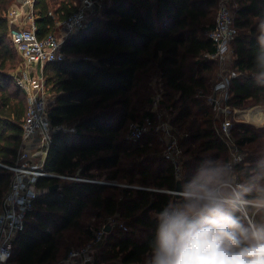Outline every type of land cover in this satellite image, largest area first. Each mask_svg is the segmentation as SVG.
<instances>
[{"label": "trees", "instance_id": "16d2710c", "mask_svg": "<svg viewBox=\"0 0 264 264\" xmlns=\"http://www.w3.org/2000/svg\"><path fill=\"white\" fill-rule=\"evenodd\" d=\"M98 1V0H93ZM221 0H112L101 15L64 45L67 60L44 69L48 112L56 129L42 177L41 194L17 238L8 264H59L89 244L112 218L114 226L97 262L142 264L156 231L155 214L176 196L174 168L156 135L126 138L130 124L156 119L150 111L158 80L170 123L184 153L182 183L207 158L228 159L208 98L217 79L209 32ZM15 0H0V164L14 166L23 147L29 97L14 77L21 60L9 12ZM237 36L229 105L264 107V86L254 78L258 22L264 0H232ZM79 0H36L37 36L56 33L58 23L79 10ZM206 105V106H205ZM235 143L246 163L264 154V127L235 122ZM12 172L0 166V211ZM59 185V188L51 190Z\"/></svg>", "mask_w": 264, "mask_h": 264}, {"label": "built area", "instance_id": "2783aa9c", "mask_svg": "<svg viewBox=\"0 0 264 264\" xmlns=\"http://www.w3.org/2000/svg\"><path fill=\"white\" fill-rule=\"evenodd\" d=\"M91 2L90 5L79 8L65 21L57 24L64 35L63 38L51 34L44 39H39L35 18L36 0H19L10 9V25L17 28L12 33V42L23 59L24 66L29 68L27 69L28 74L25 73L19 77L13 75L19 87L28 95L29 101L23 123V147L16 164L14 166L0 164L12 172L10 189L2 202L0 211V264L9 263L15 242L25 230L27 218L35 209V202L41 194L37 186L38 180L42 177L56 176L46 173L43 168L47 151L56 131L49 118L44 69L48 64L63 63L67 60L63 51L65 42L88 27L93 9L96 12L95 15H101L104 9L103 1L91 0ZM234 7L236 6L232 4V0L220 1L215 26L208 34L214 44L215 52L208 54L207 57L217 63L218 75L207 102L214 114L217 132L229 146V158H241L238 167L243 163L244 155L236 145L232 133L233 124L236 122L233 117L236 108L229 105L232 97L231 80L242 75L231 67L235 58L232 44L238 33L234 23ZM21 21L23 22L19 24ZM34 71L38 73L37 81H34L31 76ZM128 130L126 137L132 142H139L147 135H156L161 143L164 156L173 165L175 179L182 180L184 153L169 119L163 120L161 116L156 119L147 118L142 123L130 124ZM32 145H37L39 148L33 151ZM37 159H40V162H35ZM29 161L34 163L28 164ZM56 177L70 181H87L78 177ZM169 193L175 196V191ZM108 226L111 229L119 226L124 231L128 230L120 219L112 218L95 234L89 244L73 249L59 264H108L97 262L100 246L105 245L108 238Z\"/></svg>", "mask_w": 264, "mask_h": 264}, {"label": "clouds", "instance_id": "9594fccd", "mask_svg": "<svg viewBox=\"0 0 264 264\" xmlns=\"http://www.w3.org/2000/svg\"><path fill=\"white\" fill-rule=\"evenodd\" d=\"M254 78L264 86V20L258 22ZM204 159L155 214L145 264H264V154Z\"/></svg>", "mask_w": 264, "mask_h": 264}, {"label": "rangeland", "instance_id": "374dc122", "mask_svg": "<svg viewBox=\"0 0 264 264\" xmlns=\"http://www.w3.org/2000/svg\"><path fill=\"white\" fill-rule=\"evenodd\" d=\"M103 1V3H104V8H105V5L107 4V2H109V1H112V0H102ZM19 2V0H15V3L17 4ZM92 2H91V0H79V4H80V8L81 7H84V6H86V5H90ZM110 3V2H109ZM95 13L96 12H94V9H93V12H92V16L90 17L91 18V20L93 19V17H97L98 15H95ZM216 18H217V14H216V16H215V21L214 22H216ZM25 20H27V18H24ZM28 21V20H27ZM23 21H21V22H19V24L20 23H22ZM215 24V23H214ZM58 38H63V33L61 32V29L59 28V30L57 29L56 30V33H54ZM18 55H19V58H20V60L22 61L21 62V65H20V68H23L24 67V61H23V59L21 58V56H20V54L18 53ZM19 68V69H20ZM19 71V70H18ZM218 74V73H217ZM158 80L156 79V80H154L153 82H152V85H153V88L155 87V96H154V98H153V104H152V107L150 108V111L153 113V114H155V116H156V118L158 117V116H161V118L163 119V120H168V119H170V116H169V110H168V108L166 107V105L164 104V103H166L164 100H165V97H163V92L161 91V87H160V84L157 82ZM206 106V105H205ZM249 108V107H248ZM248 108H245L246 110H248ZM245 109H243V110H245ZM239 113L240 112H234V115H233V117H234V119L236 120V122H243V123H247V122H244V121H238L237 120V115H239ZM214 114H212L211 113V116H213ZM213 118L215 119V117L213 116ZM260 118H261V120H262V118H263V115H262V117L260 116L258 119L260 120ZM254 119H256V118H254ZM234 120V121H235ZM234 123V122H233ZM250 124V123H249ZM234 125V124H233ZM253 125V124H252ZM257 127V126H256ZM129 129V128H128ZM128 131L129 130H127V134H128ZM127 134H126V136H127ZM127 138V137H126ZM36 162H40V159H37L36 160ZM66 181H70V180H66ZM108 264H121V262L120 261H115V262H111V263H108ZM142 264H145V263H142Z\"/></svg>", "mask_w": 264, "mask_h": 264}, {"label": "crops", "instance_id": "0c3cea01", "mask_svg": "<svg viewBox=\"0 0 264 264\" xmlns=\"http://www.w3.org/2000/svg\"><path fill=\"white\" fill-rule=\"evenodd\" d=\"M59 30V28L56 26V30ZM235 59V58H234ZM234 59L232 61V65L231 67L233 68V63H234ZM29 69L28 67H23V68H20L18 69L19 71H16L14 73L15 76L19 77V76H23L25 75V73L28 74V70ZM36 71H34L31 76L33 77L34 81H37V75L38 73H35ZM236 111L237 112H240L239 115H237V120L239 121H244V122H247V123H250V124H253L257 127H264V107L263 106H253V107H249L248 110H240V109H237L236 108ZM246 114V115H244ZM263 115V118L259 121H256V119H258L260 116L262 117ZM256 118V119H254ZM34 145V144H33ZM33 151L36 150L37 148H39V146L35 145L33 146ZM36 162V160H35ZM34 163L33 161H29L28 164H32Z\"/></svg>", "mask_w": 264, "mask_h": 264}, {"label": "water", "instance_id": "95a60500", "mask_svg": "<svg viewBox=\"0 0 264 264\" xmlns=\"http://www.w3.org/2000/svg\"><path fill=\"white\" fill-rule=\"evenodd\" d=\"M50 178H57L56 176H51ZM182 185V180H178L177 181V187H176V190H175V196L176 197H179L182 193L180 192V187ZM59 188V185H56L54 187L51 188V190H54V189H57ZM111 231V228L108 226L107 227V232H110Z\"/></svg>", "mask_w": 264, "mask_h": 264}, {"label": "bare ground", "instance_id": "6f19581e", "mask_svg": "<svg viewBox=\"0 0 264 264\" xmlns=\"http://www.w3.org/2000/svg\"><path fill=\"white\" fill-rule=\"evenodd\" d=\"M244 115H246V114H244ZM256 121H259V119H256Z\"/></svg>", "mask_w": 264, "mask_h": 264}]
</instances>
